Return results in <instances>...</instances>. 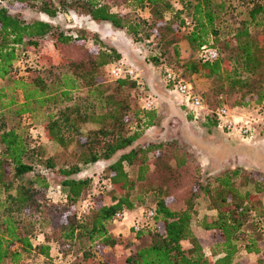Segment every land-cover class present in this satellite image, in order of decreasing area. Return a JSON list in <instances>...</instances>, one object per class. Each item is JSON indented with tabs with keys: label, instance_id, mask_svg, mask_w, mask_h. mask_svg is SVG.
I'll use <instances>...</instances> for the list:
<instances>
[{
	"label": "trees",
	"instance_id": "trees-1",
	"mask_svg": "<svg viewBox=\"0 0 264 264\" xmlns=\"http://www.w3.org/2000/svg\"><path fill=\"white\" fill-rule=\"evenodd\" d=\"M8 3L14 5V10L36 7L50 18L80 12L96 23L125 30L135 43L156 39L159 63L164 58L167 66L172 60L182 68L180 75L171 71L177 79L184 81L186 77L200 75L218 81L220 87L227 83L230 94H239L228 106L230 109L257 115L264 112V0H246L245 17L224 38L219 24L230 11L227 0H57V6L51 0L38 6L30 0H0V83L6 82L0 86V264H20L28 255L42 256L50 262L52 248L64 258L68 252L65 248L80 241L96 248L101 264H236L240 251L256 255L257 264H264L262 180L245 176L247 170L235 168L217 173L204 185L199 163L184 146L160 142L132 147L145 128L154 126L155 112L146 110L142 101L139 108L132 104L130 92L140 86L139 79L102 83L104 70L107 72L109 66L119 62L120 53L102 47L94 35L95 53L83 49L79 45L86 40L85 36L56 31L42 20L22 19L11 14ZM121 3L123 9L118 8ZM143 10H148L151 21L139 15ZM168 13L173 15L171 19L166 18ZM185 19L190 20L191 27L181 33ZM48 36L53 37L54 48L67 69L50 83L41 76L31 80L13 77L19 47L36 46L38 40ZM183 42L197 51L201 46L214 48L218 58L205 63L198 59L182 61L179 45ZM68 49L80 50L83 56L65 55ZM82 85L94 98L91 111L78 106L56 114L46 112V121L40 125L42 139L62 149L56 157L70 159L57 168L56 157L45 158L44 147L29 137L31 126L27 130L21 119L29 115L32 125L33 111L49 107L44 109L48 111L52 105L71 101L74 94L83 91ZM200 98L206 115L217 126L215 112L226 106L222 97L217 98L214 106ZM130 112L138 122L133 131ZM89 125L91 128H87ZM119 153L104 178L99 177L93 186L89 179L72 178L82 166L109 161ZM124 163L137 168L135 178L128 176ZM35 165L45 170L57 169L64 177L60 185L65 189L64 199L53 202L47 198L48 178L41 172L34 173ZM29 174L34 175L27 178ZM242 174L244 184L252 185L253 191L237 186L236 180ZM103 181L111 183L110 191L99 188ZM95 192H112V203L91 207L80 214L82 201ZM200 200L205 202V212L211 213H205L201 222V228L211 232L215 239L209 255L204 253L191 228ZM145 202L156 215L136 235L150 234V244L120 263L111 251L117 244L111 224L117 213L131 214ZM246 223L251 225V232ZM184 241L189 248L182 247ZM85 255L90 258L87 264H92L93 254Z\"/></svg>",
	"mask_w": 264,
	"mask_h": 264
},
{
	"label": "rangeland",
	"instance_id": "rangeland-1",
	"mask_svg": "<svg viewBox=\"0 0 264 264\" xmlns=\"http://www.w3.org/2000/svg\"><path fill=\"white\" fill-rule=\"evenodd\" d=\"M44 0H30L35 6H38L40 2ZM230 4V11L221 19L219 28L221 37L224 38L233 33L234 29L239 25L241 20L245 17L247 11L246 0H227ZM51 2L57 6V0H51ZM8 8L13 15H16L27 21L33 20H42L50 23L56 31L64 32L67 35L75 37L76 35H83L86 37V40L81 42L79 46L83 49H90V51H96V47L93 45L92 35L96 36L100 41L102 47L114 48L120 53V60L123 59L124 63L129 64L134 69H136L139 74V81L141 82L140 86L132 90V104L137 108L141 107L142 99L147 96H151L157 99L158 106L154 110L155 119L154 126L145 128L137 141L134 142L132 147L145 146L147 144H157L160 142H176L179 146H184L188 152H190L199 163L201 168V184L206 183L210 178L215 177L218 174L207 175L210 173H205V164H201L199 160V154L197 153L202 149V139H205V125L207 127H213V119L206 115L204 111L199 116L190 115L176 99V95L171 93L172 91L170 86H167L165 81V71H173L176 75H180L183 70L179 67V64L175 63L171 59L172 56H168L170 59V66L166 64L165 59L162 58V63H159L161 60L159 50L156 48V39H151L146 43H135L131 36L126 33L125 30L114 29L111 25L107 23H96L92 21L89 16H86L80 12H69V13H60L54 18H50L47 15L41 13L36 7L34 8H21L14 10L11 3H8ZM119 9H123L124 5L122 3L118 5ZM139 15L146 19L152 20L148 10H143L139 12ZM172 14H166L167 19H171ZM180 35V34H179ZM99 45V46H100ZM179 54L180 60L188 61L189 59L197 60V50L192 49V47L183 42L179 45ZM104 49V48H101ZM95 53V52H94ZM128 55H127V54ZM65 55H69L74 58H80L83 56V53L77 49H68ZM66 62H62L60 59V54L54 48V39L51 36L45 37L38 40L37 45L33 46L31 44H24L19 47V58L15 63V71L13 77L23 78V80H31L35 76H41L48 83L54 81L57 75L61 72H64L67 67L65 66ZM184 81L189 82L194 91L200 95L204 101L206 100L209 106L217 105V98L222 97L224 104L228 107L231 105L234 98H239L238 93H231L227 83H223L222 87L216 80H207L200 75H192L190 77L184 78ZM115 80L107 76L106 70H104V76L102 83L113 84ZM1 85H6V82L3 81ZM82 85V90L79 94H74L73 99L69 102L57 103V105L50 106L51 109L48 111L44 109H38L32 112L31 116L35 123L31 125V117L29 115L23 116L21 119L25 128L29 127V137L37 139V143L43 146L45 151V158L47 157H56L60 155L62 149L51 142H45L42 139L43 133L41 131V126L43 122L46 121L44 116L46 112H52L56 114L58 111H65L71 108H81L91 111L93 108V97L86 93L87 87ZM222 91V95H218L219 91ZM20 98V96H19ZM133 108V107H132ZM240 112V111H238ZM129 124L131 125V130H135L137 121L133 118V113H129ZM253 116L257 115L256 112H251ZM27 116V117H26ZM210 116V115H209ZM190 125V126H189ZM87 128H91L89 125ZM220 129V128H219ZM259 128H256V131ZM28 130V128H27ZM84 131V130H83ZM222 131V130H221ZM30 137V138H31ZM31 138V139H33ZM41 139V140H40ZM34 141V140H33ZM204 141V140H203ZM38 145V144H37ZM198 148V149H197ZM196 150V152H195ZM205 151V150H204ZM205 155V154H204ZM120 156V153L115 155L109 161L97 162L96 164H90L82 166L80 172L74 175L72 178L75 179H89L90 184L93 186L94 182L100 177L104 178L107 173V168L109 164L117 160ZM201 157V156H200ZM70 159L65 160L64 157H56L55 166L59 168L65 162H69ZM30 162V161H29ZM34 164V163H33ZM124 169L127 172L128 176L131 178L136 177L137 168L135 166H128L124 163ZM228 172V169H225ZM41 172L45 174L48 178L49 189L47 191V198L53 202L62 200V189L60 185L64 180V177L57 171L45 170L43 167H38L35 165L34 173ZM222 172V171H221ZM222 174V173H221ZM34 174H29L27 178L32 177ZM220 175V174H219ZM245 175V174H244ZM243 174L236 180L237 186H240L242 190L253 191L254 187L252 185H245V176H248L253 179L262 180L264 186V175L261 173L248 171L244 176ZM245 185V186H244ZM62 189V190H61ZM112 192L111 193H98L95 192L93 197V205H110L112 203ZM201 199V198H200ZM147 202V199H146ZM143 203L131 214L125 222H117L111 224L110 231L112 236L117 239V244L111 249L114 253L116 261L120 263L126 258L131 256L137 249L144 247L150 244L151 235L150 234H141L136 235L131 229L127 222L131 221L138 215L140 210H146L149 208L148 203ZM205 202L199 201L196 206V212L192 216L191 228L195 236L200 240L201 246L206 255L210 254V248L214 245L215 239L211 232L205 231L201 228L202 218L205 216ZM209 216L210 212L206 213ZM131 224V223H130ZM128 227V229H127ZM246 229L248 232H251V225L246 223ZM182 247L187 249L189 248V243L184 241L182 242ZM106 250H109L106 248ZM65 251H68L64 258L61 257L56 248L51 249V254L53 255L52 261L47 262L42 256L37 255H28L20 264H87L90 262V258H87L85 253L93 254L94 261L92 264H101V259L99 260V252H96V248L89 247L87 242H77L72 245L71 248H65ZM253 256V255H252ZM55 258V259H54ZM257 256L249 257L244 254L243 251H240L236 256V264H257ZM238 262V263H237Z\"/></svg>",
	"mask_w": 264,
	"mask_h": 264
},
{
	"label": "built area",
	"instance_id": "built-area-1",
	"mask_svg": "<svg viewBox=\"0 0 264 264\" xmlns=\"http://www.w3.org/2000/svg\"><path fill=\"white\" fill-rule=\"evenodd\" d=\"M190 20L185 19L184 24L181 25L179 31L185 33L189 28ZM218 58V52L214 48L207 46H201L197 51V59L201 62H213ZM107 76L113 80L121 78H129L131 80H137L139 74L132 66L119 61L107 68ZM165 81L171 87L172 92L180 101V105L189 113L194 116H199L205 111L202 100L193 89V86L186 81L176 78L173 72H165ZM171 91V90H170ZM144 108L146 110H155L158 106L156 98L147 96L142 99ZM251 112L232 110L229 107H221L216 110L215 116L217 118V127L222 130L224 134L229 137H235L240 139H250L256 133V128L264 127V112L253 116ZM98 183V180H96ZM99 188L108 192L112 189L111 183L103 181L99 183ZM93 194H88L81 203L80 214H85L93 205ZM65 196H62L64 199ZM129 214L127 212L117 213L114 219V223L123 222ZM156 212L154 209L140 210L138 215L132 220L130 229L136 234L145 228H147L152 221Z\"/></svg>",
	"mask_w": 264,
	"mask_h": 264
},
{
	"label": "crops",
	"instance_id": "crops-1",
	"mask_svg": "<svg viewBox=\"0 0 264 264\" xmlns=\"http://www.w3.org/2000/svg\"><path fill=\"white\" fill-rule=\"evenodd\" d=\"M176 99L180 104L179 99L177 97ZM238 111L241 110H237V113H239ZM197 153L201 164H205V173L211 172L207 175L235 168H242L264 175V127H260L252 138L243 140L227 136L217 126L207 127L205 125V139H202V149ZM128 218L129 215L126 220ZM127 223L130 225L131 221ZM244 254L249 257L256 256L246 252Z\"/></svg>",
	"mask_w": 264,
	"mask_h": 264
}]
</instances>
